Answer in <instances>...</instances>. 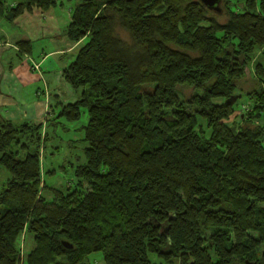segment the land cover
Returning <instances> with one entry per match:
<instances>
[{
    "label": "trees",
    "instance_id": "16d2710c",
    "mask_svg": "<svg viewBox=\"0 0 264 264\" xmlns=\"http://www.w3.org/2000/svg\"><path fill=\"white\" fill-rule=\"evenodd\" d=\"M71 1L60 36L81 43L60 72L78 97L51 118L49 104L42 123L0 116V264H89L98 251L102 264H264V0H220L219 12L199 0ZM57 3L0 0V16ZM81 109L74 180L45 185L47 128Z\"/></svg>",
    "mask_w": 264,
    "mask_h": 264
},
{
    "label": "crops",
    "instance_id": "0c3cea01",
    "mask_svg": "<svg viewBox=\"0 0 264 264\" xmlns=\"http://www.w3.org/2000/svg\"><path fill=\"white\" fill-rule=\"evenodd\" d=\"M11 23L21 25L22 30L9 34L0 29V116L13 122L42 123L50 100H61L55 91L50 92V86L56 83L63 88L60 71L66 64L64 58L73 55L81 42L55 38L59 24L49 8L31 7ZM17 40H29L30 50H18ZM47 41L34 51V42ZM10 48L14 53L3 61L2 53ZM35 63L38 69H34Z\"/></svg>",
    "mask_w": 264,
    "mask_h": 264
},
{
    "label": "rangeland",
    "instance_id": "374dc122",
    "mask_svg": "<svg viewBox=\"0 0 264 264\" xmlns=\"http://www.w3.org/2000/svg\"><path fill=\"white\" fill-rule=\"evenodd\" d=\"M20 0H4L5 5L15 3ZM61 5L57 3L54 7L49 8L52 10V15L55 16V19L57 20V23L59 24V31L57 32V36L55 38L58 39V37H62L61 32L63 30V27L68 22L69 15H68V9L72 6L73 2L71 0H61ZM234 0H230V3L228 6L230 8H234L232 5V2ZM51 12V11H50ZM218 21H224V16H218ZM21 25H13L12 23L6 21L3 19V17L0 16V29L6 31L7 33H19L20 30H22ZM114 32L122 37L127 42L128 36L127 34L120 29L118 26L114 25ZM64 38V37H62ZM47 42H34L33 43V49L34 51L38 50V46L44 45ZM37 46V47H36ZM8 52H11V54H8ZM14 53L13 50L8 49L7 52L2 53V60L7 61V57L11 56ZM73 55L71 56H65V62H69L71 60ZM37 65V67H34ZM34 69H38V63L33 64ZM43 69H45L46 66H41ZM63 80V79H62ZM251 80H243V83L241 84L243 87H246L247 85H251ZM54 85V86H53ZM50 92L53 90L55 91L59 97L60 101L62 103L65 102H71L74 99L78 97L79 90H74L69 85L65 83L63 80V88L61 85L53 83L52 86H50ZM178 93L182 94L184 96H188L193 92V90L186 86V85H180L177 87ZM239 90H235L234 93H238ZM236 107L239 108L236 109L234 113L240 112L242 109L245 110L246 104L245 99L243 95H240L239 97H236ZM234 99V100H235ZM51 110L54 111L48 115L49 118L52 117L54 113L58 110V106L52 98L50 100ZM242 110V111H243ZM87 120V114L85 109H81L79 117L77 120L74 121H66L63 118H59L56 123L54 124V127L48 126L47 128V139L45 140L44 147L42 151H40V171H41V177L44 181L45 185H49L51 187H59L64 188L67 185H70L71 182L74 180L73 175V169L77 163L82 162L83 160V154H82V147L84 146V143L81 141L82 137V131L79 129L82 125L86 123ZM239 118L237 116L231 115L227 122L228 124L231 122H238ZM260 124L261 121H258ZM264 133V131H263ZM264 135V134H263ZM263 143H264V137H263ZM6 170L1 167L0 168V186L5 181L7 177ZM44 197H48L49 193L43 190L42 192ZM33 246L32 237L30 235H25L24 237L21 236L19 240V248L20 253L23 256L26 251H28ZM84 262L89 264H102V257L101 253L98 252H91L87 254L83 258ZM175 262V261H174Z\"/></svg>",
    "mask_w": 264,
    "mask_h": 264
},
{
    "label": "water",
    "instance_id": "95a60500",
    "mask_svg": "<svg viewBox=\"0 0 264 264\" xmlns=\"http://www.w3.org/2000/svg\"><path fill=\"white\" fill-rule=\"evenodd\" d=\"M220 0H199V2L204 5L206 8L210 10H214L216 12H219L220 8L218 6ZM236 98L235 95H230L228 98L225 99V101H233ZM63 246L70 247L68 243L65 241L62 242ZM242 264H255V262H246L244 261Z\"/></svg>",
    "mask_w": 264,
    "mask_h": 264
},
{
    "label": "built area",
    "instance_id": "2783aa9c",
    "mask_svg": "<svg viewBox=\"0 0 264 264\" xmlns=\"http://www.w3.org/2000/svg\"><path fill=\"white\" fill-rule=\"evenodd\" d=\"M34 67H37V65H35Z\"/></svg>",
    "mask_w": 264,
    "mask_h": 264
}]
</instances>
